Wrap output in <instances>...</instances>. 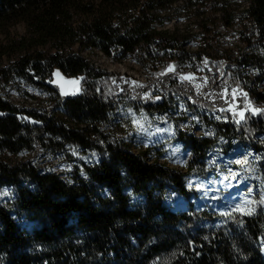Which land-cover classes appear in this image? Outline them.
Masks as SVG:
<instances>
[{
  "label": "trees",
  "instance_id": "obj_1",
  "mask_svg": "<svg viewBox=\"0 0 264 264\" xmlns=\"http://www.w3.org/2000/svg\"><path fill=\"white\" fill-rule=\"evenodd\" d=\"M170 13L191 19L201 34L216 25L235 33L237 50L221 52L227 66L221 73L214 67L210 79L216 87L247 88L264 104V0H0V184L15 188L0 203V264H264V200L256 197L250 216L218 229L201 226L204 212L192 203L185 212L165 204L170 194L190 202L196 192L185 187L189 177L217 176L207 152L219 138L256 155L264 180V111L246 113L242 123L227 111L218 112L223 123L208 116L211 133L181 138L190 158L184 170L172 169L160 161L162 150L135 152L129 138L118 135L129 123L125 115L116 122L125 96L116 92L118 77L83 57L98 51L147 66L169 54L184 63L194 37L188 30H160ZM18 25L23 33L13 34ZM55 72L82 77L81 92L60 95ZM156 78L183 101L185 114L210 115L222 105L191 94L171 74ZM16 79L42 90L54 100L52 109L39 114L4 100L2 91ZM141 103L150 115L168 109L164 98ZM38 139L62 152L64 172L7 161L5 154L33 151Z\"/></svg>",
  "mask_w": 264,
  "mask_h": 264
},
{
  "label": "rangeland",
  "instance_id": "obj_2",
  "mask_svg": "<svg viewBox=\"0 0 264 264\" xmlns=\"http://www.w3.org/2000/svg\"><path fill=\"white\" fill-rule=\"evenodd\" d=\"M168 15V20L159 27L160 30L168 32L188 30L194 37L185 46L189 55L184 63L179 64L178 56L170 58L169 54L165 57L158 56L147 66L137 64L131 57L114 61L98 51H83L82 54L90 64L117 76L119 83L117 94L129 97L123 96L124 99L116 109L119 113L116 122H119L123 115H125L124 120L129 121L128 124L120 126L118 135L129 138L135 152L147 147L162 150L164 152L160 159L162 163L172 169L184 170L190 158V151L184 146L181 138L189 133L194 137L208 136L211 130H206L205 118L210 116L214 121L223 123L226 119L218 112L227 111L232 115L233 120L242 123L246 113L257 115L264 111V104L255 102L254 97L248 95L247 88L233 84H221L222 87H216L210 79L212 75L209 73H214V67L217 68L218 73H221V70L227 66L220 61L221 52L237 50L235 33L216 25L215 29L211 27L208 32L201 34L191 19L182 14ZM12 33H23V26L14 27ZM195 53H198L199 61ZM170 74L179 84L191 91V94L204 97L212 103H217L219 99L222 105L215 107L210 115L204 111H196L195 115L190 112L185 114L183 101L177 96L168 94L156 78ZM81 82L82 77H66L58 72H55L53 81L59 89V94L68 96H77L81 92ZM125 88L129 94H124ZM260 89H264V82L263 88ZM153 96L156 100L164 98L168 108L166 112L150 115L148 110L141 106L143 104L141 102H146ZM2 97L15 107L35 110L39 114H42L43 110H51L54 103V100L52 103L49 102L42 90L20 79H16L15 84L2 91ZM38 140L39 142L34 141L32 145L33 151H25L17 156L5 154L7 161L13 166L19 161H24L31 162L40 170L52 168L56 172H64L66 162L64 158L62 159V152H51L50 147H45L46 141ZM223 142L219 138L215 142L214 149L207 152L212 172L217 176L211 174L205 181L198 177H189L185 187L189 191L196 192L191 194L189 203L183 197L172 194L165 200L167 206H175L174 210L180 212H185L192 203L194 210L204 212L205 217L199 218L198 223L205 228L211 226L218 229L223 225L225 228H231L237 224L239 218L252 214L256 197L264 200V180L260 177L257 164L259 158L242 146L228 147ZM74 153V158L79 159L80 151L75 150ZM90 159L96 161L98 154H93ZM20 181L28 183L26 179ZM11 188L15 189L12 184H0V203L10 197ZM210 215L215 216L216 219L208 218ZM259 247L264 258V238L259 240Z\"/></svg>",
  "mask_w": 264,
  "mask_h": 264
},
{
  "label": "built area",
  "instance_id": "obj_3",
  "mask_svg": "<svg viewBox=\"0 0 264 264\" xmlns=\"http://www.w3.org/2000/svg\"><path fill=\"white\" fill-rule=\"evenodd\" d=\"M56 172V171H55ZM6 199H4L3 201H5Z\"/></svg>",
  "mask_w": 264,
  "mask_h": 264
}]
</instances>
